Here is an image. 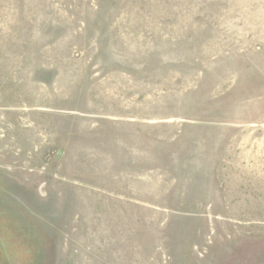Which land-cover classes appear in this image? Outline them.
I'll return each instance as SVG.
<instances>
[{
	"label": "rangeland",
	"instance_id": "1",
	"mask_svg": "<svg viewBox=\"0 0 264 264\" xmlns=\"http://www.w3.org/2000/svg\"><path fill=\"white\" fill-rule=\"evenodd\" d=\"M0 264H264V0H0Z\"/></svg>",
	"mask_w": 264,
	"mask_h": 264
}]
</instances>
